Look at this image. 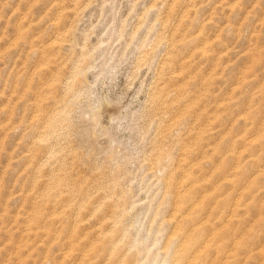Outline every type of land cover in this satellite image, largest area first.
I'll list each match as a JSON object with an SVG mask.
<instances>
[{"label": "rangeland", "instance_id": "rangeland-1", "mask_svg": "<svg viewBox=\"0 0 264 264\" xmlns=\"http://www.w3.org/2000/svg\"><path fill=\"white\" fill-rule=\"evenodd\" d=\"M174 263L264 264V0H0V264Z\"/></svg>", "mask_w": 264, "mask_h": 264}, {"label": "bare ground", "instance_id": "bare-ground-1", "mask_svg": "<svg viewBox=\"0 0 264 264\" xmlns=\"http://www.w3.org/2000/svg\"><path fill=\"white\" fill-rule=\"evenodd\" d=\"M180 246V245H179ZM175 264V263H174Z\"/></svg>", "mask_w": 264, "mask_h": 264}]
</instances>
